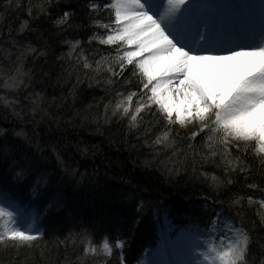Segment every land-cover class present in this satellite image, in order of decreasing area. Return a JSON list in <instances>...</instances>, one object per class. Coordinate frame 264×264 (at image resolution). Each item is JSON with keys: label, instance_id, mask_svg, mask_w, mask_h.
I'll list each match as a JSON object with an SVG mask.
<instances>
[{"label": "snow or ice", "instance_id": "snow-or-ice-1", "mask_svg": "<svg viewBox=\"0 0 264 264\" xmlns=\"http://www.w3.org/2000/svg\"><path fill=\"white\" fill-rule=\"evenodd\" d=\"M14 7L19 10L23 5L5 0L0 23ZM50 7L48 0L33 16L29 3L27 15L31 20L50 17ZM224 7L204 0H87L91 34L86 40H62L67 51L55 55L54 61L59 66L56 82L66 84L74 75L76 83L67 95L50 99L34 85L51 79L53 70L39 67L38 71H25L28 58L47 61L55 54L48 40L43 35H38L35 43L19 38L34 31L28 19L18 27L8 25L7 34L0 28V56L10 65H0V79L8 91L26 92L27 111L19 97L0 96V102L14 118L31 124V134L23 128L12 130L22 144L7 139L0 143V164L11 173L12 182L29 180L31 185L27 203L0 187V244L15 248L18 256L23 249L37 247L44 231L41 214L32 204L48 196L53 201L49 208L62 206V197L47 191L52 178L43 163L44 153L49 149L69 172L63 155L69 145L52 138L81 126L78 119L87 120L75 107L78 88L87 83L89 88H101L105 96L88 104L85 112L98 110L102 104L106 124L111 118L126 122L128 132L137 133V139L142 138L145 144L159 126L152 145L170 148L186 143V150L181 148L184 161L178 163L190 159L193 173L200 170L211 180L212 192L203 198L205 212L212 213L206 225L193 223L181 229L173 241L168 233L175 229L165 216L166 230L156 258L140 264H264V184L254 177L259 175L264 181V0L258 30L224 28L210 14V9ZM74 15L64 10L56 17L52 21L54 34L77 27ZM190 125L196 130L182 136L181 130ZM5 131L0 128V137ZM42 133L48 137L47 144L42 143ZM77 150L85 155L89 152L86 145H78ZM250 150L251 159L247 155ZM205 165L219 169L221 175L203 171ZM181 170L175 167L173 174L179 175ZM70 172L74 176L77 169ZM241 181L243 188L259 192V197L232 193ZM221 196L228 199L230 211L223 207ZM247 208L255 209L257 220L249 217ZM162 211L167 214L168 209ZM81 235L85 256L102 253L111 258L115 247L119 250L116 259L125 264L124 240L113 244L105 236L97 247L86 230ZM185 239L182 258H162L175 252Z\"/></svg>", "mask_w": 264, "mask_h": 264}, {"label": "trees", "instance_id": "trees-1", "mask_svg": "<svg viewBox=\"0 0 264 264\" xmlns=\"http://www.w3.org/2000/svg\"><path fill=\"white\" fill-rule=\"evenodd\" d=\"M17 2L23 7L19 10L15 7L9 10L8 19L0 23V28L7 34L8 25L18 27L23 20H30L34 31L19 38L24 40L30 38L35 43L37 36L43 35L55 54L49 56L47 61L43 58L38 61L28 58L25 61V71L28 69L38 71L39 67L48 71L51 68L52 78L36 83L34 85L36 91H44L49 99L52 96L67 95L76 83L75 76L73 75L66 84L56 82L55 72L59 66L54 64L55 55L67 51V45L62 44V40L73 38L86 40L91 34L87 0H50L51 7L48 11L51 16H42L39 20H31L27 15L28 5L31 3L35 16L39 11V5L47 6L48 0H13L14 5ZM4 3L5 0H0V12L4 11ZM64 10L74 12L73 22L77 27L55 35L52 21ZM15 35L13 32V36ZM0 65L10 66L2 56ZM36 79L39 81V77ZM77 95L79 98L75 107L87 116V120L78 119L77 123L81 126L58 133L52 138L61 145L65 143L69 145L67 151L63 152L69 172L64 171L54 154L47 148L43 159L52 178L47 191L58 193L62 197V206L49 208L48 205L53 201L48 196L38 200L36 204L44 208L42 211L47 210L45 214L49 218L50 227L45 229L37 247L23 249L19 256L15 248L0 244V264H20L23 260H26L27 264H102L103 261L119 264L116 259L119 250L115 247L111 258L102 253L85 256V244L82 242L84 237L81 235L85 230L97 247L105 236L113 244L117 239L124 240L125 264H139V257L143 256L144 240L149 238L147 235L150 230H153L165 216L176 223L191 222L205 226L212 215L205 212L203 205L204 196L212 192L211 180L203 177L200 170L193 173L190 159L186 163H178L184 161L181 148L186 150V143L184 145L177 143L170 148L152 145L155 135L160 130L157 126L148 137L149 144H145L142 138L137 139V133L128 132L126 122L111 118V122L106 124L102 104L98 110L93 108L88 112L84 111L88 104H94L100 97L105 96L101 88H89L87 83H83L79 86ZM0 96H7L9 99L19 97L27 111L26 92L20 90L13 93L4 89L2 79ZM27 119L26 117L25 120ZM0 128L6 129L4 136L0 137V143L4 139L13 144L23 143L21 138L13 134V129L18 131L23 128L31 134V124L14 118L11 110L6 108L3 102H0ZM181 135L188 136L182 130ZM48 142L47 135L42 133V143ZM78 145L88 146V154L78 151ZM247 155L251 159L252 151L250 150ZM175 167L182 168L179 175L173 174ZM71 168L77 169L74 176L71 175ZM202 170L221 175L220 170L212 165H205ZM254 177L258 183L264 184L259 175L254 174ZM242 184L243 181L233 186L232 193L254 194L259 197V192L245 189ZM30 186L29 180L20 184L13 183L11 173L0 164V187L12 189L14 197L27 202ZM220 198L225 200L223 207L230 211L228 199L224 196ZM141 201L144 202L142 208L139 206ZM165 208L168 209L167 214L162 211ZM246 211L251 219H258L254 208H247ZM70 233L73 234L71 238Z\"/></svg>", "mask_w": 264, "mask_h": 264}, {"label": "rangeland", "instance_id": "rangeland-1", "mask_svg": "<svg viewBox=\"0 0 264 264\" xmlns=\"http://www.w3.org/2000/svg\"><path fill=\"white\" fill-rule=\"evenodd\" d=\"M210 1L215 2L216 5H225V0H210ZM260 4H261V0H240L239 3H238V11H236V14L233 15V17H231V21H233V23H234L231 28L239 29L240 20H242V18H244L245 21H248L249 19L252 20V21H250L249 25L245 24L244 28H255V29L258 30L259 26H260V17H261ZM227 7L228 8L232 7L231 1H229V4H228ZM212 10H214V11L212 12L210 10V14H212L216 18L218 16V14H219V11H218L219 9L215 8V9H212ZM227 11L229 12L230 10L228 9ZM233 18H234V20H233ZM223 19L224 18H222L219 21V24H221V22L223 23ZM221 25L223 26V24H221ZM223 27L226 28L225 26H223ZM195 130H196V126L195 125H190L187 129H182L183 133L187 134V135H190L191 132H193ZM172 225H173V223H172ZM178 234H179V232L174 237L173 241H175L177 239ZM185 242H187V239H185V241H183L180 245H178L176 247L179 250L176 253L177 256H178L179 253H181L183 255V252H184V250L186 248V245H184ZM94 245L96 246L95 242H94ZM160 245H161V242L159 243V246L157 247V249L160 248ZM156 250L154 251V253L156 252Z\"/></svg>", "mask_w": 264, "mask_h": 264}]
</instances>
